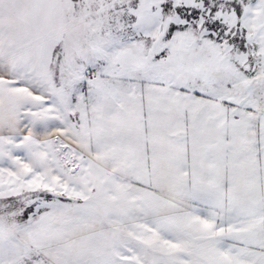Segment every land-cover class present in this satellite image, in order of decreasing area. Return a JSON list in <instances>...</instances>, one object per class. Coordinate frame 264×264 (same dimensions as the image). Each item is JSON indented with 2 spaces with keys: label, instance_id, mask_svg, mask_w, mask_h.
<instances>
[{
  "label": "snow or ice",
  "instance_id": "6c2138e0",
  "mask_svg": "<svg viewBox=\"0 0 264 264\" xmlns=\"http://www.w3.org/2000/svg\"><path fill=\"white\" fill-rule=\"evenodd\" d=\"M0 264H264V0H0Z\"/></svg>",
  "mask_w": 264,
  "mask_h": 264
}]
</instances>
